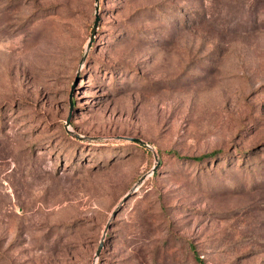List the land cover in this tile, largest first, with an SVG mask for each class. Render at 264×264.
I'll return each instance as SVG.
<instances>
[{
	"label": "rangeland",
	"instance_id": "obj_1",
	"mask_svg": "<svg viewBox=\"0 0 264 264\" xmlns=\"http://www.w3.org/2000/svg\"><path fill=\"white\" fill-rule=\"evenodd\" d=\"M0 264H264V0H0Z\"/></svg>",
	"mask_w": 264,
	"mask_h": 264
},
{
	"label": "water",
	"instance_id": "obj_2",
	"mask_svg": "<svg viewBox=\"0 0 264 264\" xmlns=\"http://www.w3.org/2000/svg\"><path fill=\"white\" fill-rule=\"evenodd\" d=\"M95 1H96V0H95ZM95 9H97V5H95ZM97 21H98V16H97V13H95V14H94V18H93V22H92V25H91V31H90V34H89V38H88V41H87V43H86V48H88L89 45H90L91 38H92L93 33H94V31H95V27H96ZM69 102H70V99H69ZM70 106H71V102H70ZM68 122H69V113H68V115H67L66 118H65V124H68ZM128 138H130V139H132V140H135V141H138L139 143L148 146L147 143H146L144 140L140 139V138H137V137H128ZM154 158L156 159L155 154H154ZM156 164H157V160H156L155 164L152 165V167H151V171H153V170L155 169ZM143 177H144L143 174H142L141 176H139L138 179H137V182H139ZM126 195H127V193L123 196L122 199H124V197H125ZM99 246H100V244H98V246H97V248H96V250H95V255H96L97 252H98Z\"/></svg>",
	"mask_w": 264,
	"mask_h": 264
},
{
	"label": "trees",
	"instance_id": "obj_3",
	"mask_svg": "<svg viewBox=\"0 0 264 264\" xmlns=\"http://www.w3.org/2000/svg\"><path fill=\"white\" fill-rule=\"evenodd\" d=\"M195 257H196V260H197V261H201L197 256H195Z\"/></svg>",
	"mask_w": 264,
	"mask_h": 264
}]
</instances>
